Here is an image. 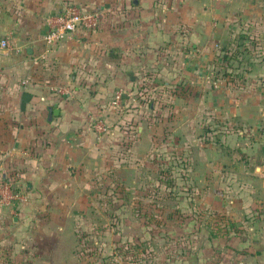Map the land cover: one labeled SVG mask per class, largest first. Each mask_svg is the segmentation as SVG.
<instances>
[{"label":"crops","instance_id":"1","mask_svg":"<svg viewBox=\"0 0 264 264\" xmlns=\"http://www.w3.org/2000/svg\"><path fill=\"white\" fill-rule=\"evenodd\" d=\"M63 1L97 11V23L34 62L44 50L45 19ZM250 5L0 0V39L13 45L0 51V183L10 182L23 197L0 204V264H78L71 217L85 212L90 179L104 178L110 152L105 143L111 141L90 130V116L101 115L109 125L128 116L127 133H108L127 143L131 155L149 151L156 133L139 125L141 104L155 93L169 98V89L184 82L198 85L212 56L213 100L207 96L205 106L213 114V161L206 155L198 166L213 163V213L248 221L240 227L245 238L213 243L226 248L213 264H264V28ZM253 40L260 51L249 45ZM223 54L236 68L222 76L214 65ZM118 88L123 101L117 110L109 101ZM183 102L173 97V121L163 119L161 148L171 137L180 149L197 144L194 121L202 108ZM128 104L134 108L126 113ZM236 139L233 151L243 148L244 160L233 159ZM194 151L201 157L202 149Z\"/></svg>","mask_w":264,"mask_h":264},{"label":"rangeland","instance_id":"2","mask_svg":"<svg viewBox=\"0 0 264 264\" xmlns=\"http://www.w3.org/2000/svg\"><path fill=\"white\" fill-rule=\"evenodd\" d=\"M244 1L251 2L264 28V0ZM257 42L249 43L254 51H260ZM206 67L199 86L184 82L169 89V98L155 93L143 101L139 125L156 133L149 151L146 147L144 153L131 155L127 143L108 133L113 126L127 133L128 116L110 123V131L105 133L111 139L105 143L110 149L105 176L90 179L85 212L71 217L78 264H213V256L226 250L220 241L227 246L245 238L247 232L241 229L248 222L245 216L213 213V163L198 166L203 156L213 161V114L205 106L207 96L213 100V56ZM173 97H182L190 109L193 102L202 108L194 121L196 145L187 143L180 149L171 137L165 147L159 146L166 128L163 119L173 121ZM133 108L128 104L126 113ZM194 149H202L201 157ZM242 149L233 151V159L244 160ZM120 159L121 169L117 167ZM215 242L220 245H213Z\"/></svg>","mask_w":264,"mask_h":264},{"label":"built area","instance_id":"3","mask_svg":"<svg viewBox=\"0 0 264 264\" xmlns=\"http://www.w3.org/2000/svg\"><path fill=\"white\" fill-rule=\"evenodd\" d=\"M98 13L94 10H82L75 3L63 1L60 9L48 15L45 19L47 26L46 33L42 36L44 50L33 59L37 62L43 58L49 50L57 43L70 39L78 30L89 31L97 23ZM13 45L7 38L0 39V51L9 52ZM61 94H68L64 88L57 89ZM123 101V90L118 88L113 91L109 104L115 109H121ZM110 125L105 122L101 115L90 116L89 128L96 135H102L108 132ZM23 197L17 191L11 188L10 182L0 183V204L8 205L14 201L22 200Z\"/></svg>","mask_w":264,"mask_h":264},{"label":"trees","instance_id":"4","mask_svg":"<svg viewBox=\"0 0 264 264\" xmlns=\"http://www.w3.org/2000/svg\"><path fill=\"white\" fill-rule=\"evenodd\" d=\"M236 63L235 60H233L230 56H227L226 54H223L222 57L220 58V62L219 63H215V69L216 72L215 74H219V75H228L230 74L227 69H234L236 67H233V65ZM114 129H117L113 126ZM178 165L180 166V161H178ZM182 164V163H181ZM168 168L171 167V164H168L167 166ZM233 225H231L232 227ZM227 232V229L225 230V233Z\"/></svg>","mask_w":264,"mask_h":264}]
</instances>
